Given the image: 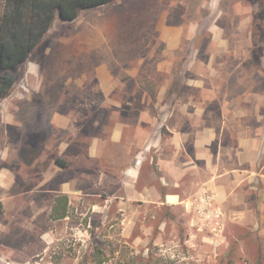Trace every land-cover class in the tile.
<instances>
[{
	"label": "crops",
	"instance_id": "crops-1",
	"mask_svg": "<svg viewBox=\"0 0 264 264\" xmlns=\"http://www.w3.org/2000/svg\"><path fill=\"white\" fill-rule=\"evenodd\" d=\"M249 5L250 12L240 16L241 27L253 25L256 3ZM200 6H206L204 0ZM234 12L241 15L242 5H235ZM202 24L211 29L208 22ZM158 27L170 50L155 64L162 77L153 78L154 88L136 81L128 87L116 83L109 70H97L99 90L106 96L115 89L132 95L90 101L95 111L86 132L81 111L63 110L78 101L52 106L57 110L33 100H11L5 106L0 102V209L10 203L12 189L22 185L19 171L33 185L32 175L40 169L41 184L48 188L56 171L52 186L59 193L81 191L85 171L71 165H80L84 155L93 165L86 171L92 187L105 184L110 191L106 217L114 203L121 215V235L133 246L185 244L204 251L213 242L223 251L229 244L228 250L237 246V251L261 244L264 251V55L259 58L251 48L230 52L229 39L222 36L216 51L205 52L206 58L179 52L183 41H193L191 31L184 39L187 27ZM256 40L252 34L245 36L249 45ZM110 79L112 83L106 82ZM14 156H22L24 168L19 161L9 163ZM205 191L223 212L221 233L211 232L196 212V199ZM18 242L9 252L27 260L33 255L34 237L26 234Z\"/></svg>",
	"mask_w": 264,
	"mask_h": 264
},
{
	"label": "rangeland",
	"instance_id": "rangeland-1",
	"mask_svg": "<svg viewBox=\"0 0 264 264\" xmlns=\"http://www.w3.org/2000/svg\"><path fill=\"white\" fill-rule=\"evenodd\" d=\"M202 2L115 0L81 11L74 21L57 18L45 41L21 65L12 92L0 97V102L5 106L11 100H33L44 105L47 103L51 106L48 110H57L52 106L78 101L76 107L63 110L81 111V127L82 130L86 128L83 131L86 132L90 127V113L95 111V107H90V101L122 99L128 98L127 94L132 95L115 89L106 96L99 90L97 70H109L116 83L121 82L128 87L136 81L154 88L156 82L153 78L162 77L155 64L163 53L170 50L160 37L159 23L169 27H187L184 39L191 31L193 41L188 44L183 41L177 49L179 52L194 51L206 58L205 52L217 50V38L220 36L229 39L230 52L245 53L255 47L264 49V23L263 31L258 32L263 39L257 38L253 45L245 43V36L253 35L254 21L252 27L239 26L240 16L250 12L251 0H204L206 6L201 7ZM209 3L212 8L207 6ZM239 4L242 5L241 15L234 12V6ZM259 4L252 8L253 15L260 14L264 18V0ZM3 10L4 0H0V14ZM202 22H208L211 29L206 31L201 26ZM202 30L206 32L199 34ZM213 36L216 37L214 41ZM148 56L152 58L139 59ZM245 63L243 61V65ZM128 71L138 74L131 75ZM101 73L107 74L105 70ZM262 73L264 75V65ZM106 82L112 83V79ZM155 94L151 91V98H155ZM2 115L4 113L0 111ZM19 157H12L9 163L19 161L24 168ZM53 158L51 156L50 160ZM74 166H81L85 172L81 176L82 190L66 194L70 199L66 218L52 216L57 197L63 195L53 188L58 175L56 171L50 174L51 188L42 186L40 169H35L32 175L33 185L25 181L23 172H18L22 185L12 189L10 203L0 209V264H81L86 259L91 262L98 247L102 248L104 264L124 263L132 257L146 260L158 257L162 263L264 264L261 244H258V249L257 244L252 247L246 245L241 251L235 249L237 246L228 250L231 244L224 246L227 250L223 251L220 250L221 244L213 242L206 243L204 251L189 249L185 244L133 246L121 235V215L114 203L110 202L109 216L106 217V198L110 191L105 184H99L96 189L92 187L90 174L86 171H90L93 165L83 155L81 164L71 165V169H75ZM26 199L30 201L27 205ZM26 234L34 237L33 255L27 260L15 259L10 252L17 249L18 240L26 239Z\"/></svg>",
	"mask_w": 264,
	"mask_h": 264
},
{
	"label": "trees",
	"instance_id": "trees-1",
	"mask_svg": "<svg viewBox=\"0 0 264 264\" xmlns=\"http://www.w3.org/2000/svg\"><path fill=\"white\" fill-rule=\"evenodd\" d=\"M115 0H4V10L0 14V97L8 96L16 83L21 65L46 39L57 18L74 21L81 11L104 6ZM260 5V0H251ZM263 17H254L253 36L261 38ZM253 52L262 57L264 49L255 47ZM255 55V56H256ZM68 195H59L53 206L52 216L63 218L68 215ZM81 264H104L103 251L98 247L91 262L86 259ZM119 264H186L162 263L160 258H129Z\"/></svg>",
	"mask_w": 264,
	"mask_h": 264
},
{
	"label": "built area",
	"instance_id": "built-area-1",
	"mask_svg": "<svg viewBox=\"0 0 264 264\" xmlns=\"http://www.w3.org/2000/svg\"><path fill=\"white\" fill-rule=\"evenodd\" d=\"M214 195L205 191L196 199V212L208 224V227L213 233H221L224 229L223 212L215 204Z\"/></svg>",
	"mask_w": 264,
	"mask_h": 264
}]
</instances>
